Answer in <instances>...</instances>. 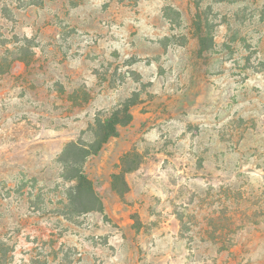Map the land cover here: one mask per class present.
I'll use <instances>...</instances> for the list:
<instances>
[{"label":"rangeland","instance_id":"1","mask_svg":"<svg viewBox=\"0 0 264 264\" xmlns=\"http://www.w3.org/2000/svg\"><path fill=\"white\" fill-rule=\"evenodd\" d=\"M2 69L0 264H264V0H0ZM134 93L72 212L58 154Z\"/></svg>","mask_w":264,"mask_h":264},{"label":"trees","instance_id":"2","mask_svg":"<svg viewBox=\"0 0 264 264\" xmlns=\"http://www.w3.org/2000/svg\"><path fill=\"white\" fill-rule=\"evenodd\" d=\"M134 3L138 0H133ZM198 46L199 51L203 52L211 48V36L204 34V30L198 24ZM18 57V56H17ZM17 61H22L17 58ZM11 63L6 67L7 71L11 68ZM3 70L0 73H3ZM138 95L134 93L123 103L115 107L105 117H95L93 122L81 132V136L67 142L58 154L55 162L60 167V176L67 182H72L65 192V205L72 212L85 214L89 212L103 213L104 206L98 193L95 191L92 181L84 171V163L89 157L100 154L103 147L112 139L119 135V129L128 126L132 120V107L137 103ZM113 179L118 176L112 175ZM122 183L127 189V183L122 177ZM24 184L17 187V191L24 190ZM114 190V184H112Z\"/></svg>","mask_w":264,"mask_h":264}]
</instances>
